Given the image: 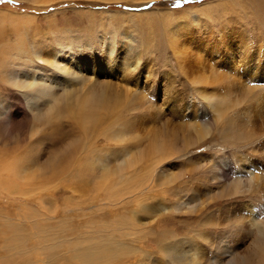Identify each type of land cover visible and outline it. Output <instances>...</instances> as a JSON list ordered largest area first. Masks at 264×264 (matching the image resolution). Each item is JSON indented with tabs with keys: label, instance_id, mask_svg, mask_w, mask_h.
Listing matches in <instances>:
<instances>
[{
	"label": "rangeland",
	"instance_id": "obj_1",
	"mask_svg": "<svg viewBox=\"0 0 264 264\" xmlns=\"http://www.w3.org/2000/svg\"><path fill=\"white\" fill-rule=\"evenodd\" d=\"M263 143L264 0H0V264H264Z\"/></svg>",
	"mask_w": 264,
	"mask_h": 264
},
{
	"label": "bare ground",
	"instance_id": "obj_2",
	"mask_svg": "<svg viewBox=\"0 0 264 264\" xmlns=\"http://www.w3.org/2000/svg\"><path fill=\"white\" fill-rule=\"evenodd\" d=\"M245 49H243V51H244ZM250 54V53H249ZM248 54V55H249ZM40 56V55H39ZM245 56V55H244ZM258 56H260V55H258ZM52 58H54V59H57V56H49V57H45V58H41L42 59V61L45 63H48V60L49 61H51L52 60ZM245 58V57H244ZM243 58V59H244ZM253 58V57H252ZM247 59H248V57H247ZM46 60V61H45ZM249 60V59H248ZM252 60V59H251ZM50 63V62H49ZM246 63V62H245ZM245 63H244V67L246 66L245 65ZM245 69H247V72H246V75L247 76H249L250 77V79L251 78H254V80L256 79V78H258L259 77V74L261 73V66L260 67H258V69H256V70H253L252 68H247V67H245ZM244 71V70H243ZM244 73V72H243ZM221 75V74H220ZM220 75H218L217 77H219ZM223 78V77H222ZM221 78V79H222ZM223 80H224V78H223ZM223 80H217V78H216V83H218V82H220L221 83V81H223ZM226 80V79H225ZM246 85V84H245ZM233 88H234V86H233ZM246 88V87H245ZM247 89V88H246ZM250 90H252V89H249V91ZM234 91L236 92H239V90H235V88H234ZM241 116H243V115H241ZM247 119V118H246ZM242 120V119H241ZM94 127V126H93ZM98 136V135H97ZM100 136V135H99ZM261 141H263L262 139L261 140H257V141H255V146H258L260 143H261ZM159 145V144H158ZM263 145H264V143H263ZM252 146H253V144H251L249 147H250V149L253 151V152H256L255 151V149L254 148H252ZM260 146V145H259ZM160 147V146H159ZM94 150H91L90 151V153H92ZM264 152V151H263ZM248 159V160H247ZM238 163L240 164V168L242 169V170H244V171H246V170H249V168H251L252 167V161L249 159V158H246V160H243V158L240 160V157H239V160H238ZM256 165H258V164H256ZM233 170H234V167L232 166V164H231V162H229V164H228V172H226V171H222L220 174H221V176L224 178V179H228V173L229 174H231L232 172H233ZM249 175H250V177L252 178V180H253V177H252V175H254V176H256V173H253V172H249ZM217 177V176H216ZM218 177H220L219 175H218ZM255 178V181H258V180H256V179H258L257 177H254ZM239 179V178H238ZM237 179V180H238ZM241 179V178H240ZM237 180H235L234 181V183H232V185H231V189H232V192H234V194L236 195V194H239V193H241V191H242V189H241V185H240V183L237 181ZM226 181V180H225ZM263 190V192H264V188L262 189ZM263 199H264V195H263ZM261 209H264V203L262 204V206L260 207ZM250 211H251V213H250V218H249V216H248V219H247V227L245 228L246 230H247V232L248 233H250V234H253V233H255L254 231H253V228H255L254 226H257V224L255 223L256 221H257V217H255V216H253L254 214L252 213L253 211H254V209L251 207L250 208ZM244 213H239V215H241V216H243V217H245L244 215H243ZM262 214L264 215V211L262 212ZM242 217V218H243ZM257 223H258V221H257ZM257 228V227H256ZM257 231V235L259 236V240L260 241H264V220L262 221V223H261V225H258V229L256 230ZM262 250V249H261ZM107 251L108 252H102L100 249H95V250H92L91 252H92V254H93V258L94 259H96V258H98L99 256H110V255H112V250H110L109 248L107 249ZM259 251V250H258ZM264 251V250H263ZM261 253H262V251H261ZM264 253V252H263ZM140 254V253H139ZM264 255V254H263ZM261 257V256H260ZM263 257V256H262ZM263 259H264V257H263ZM225 260V259H224ZM240 260H238V258L237 259H233L232 261H230L228 264H240V262H239ZM264 261V260H263ZM87 264H93V262L91 261V262H87ZM242 264H250L249 263V261L247 260V259H243V261H242Z\"/></svg>",
	"mask_w": 264,
	"mask_h": 264
},
{
	"label": "snow or ice",
	"instance_id": "obj_3",
	"mask_svg": "<svg viewBox=\"0 0 264 264\" xmlns=\"http://www.w3.org/2000/svg\"><path fill=\"white\" fill-rule=\"evenodd\" d=\"M177 167H179V165H178V164H175V163L169 165V169H170V170H174V169L177 168Z\"/></svg>",
	"mask_w": 264,
	"mask_h": 264
}]
</instances>
